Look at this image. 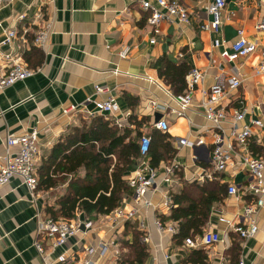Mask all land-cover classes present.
Here are the masks:
<instances>
[{
    "label": "crops",
    "instance_id": "crops-1",
    "mask_svg": "<svg viewBox=\"0 0 264 264\" xmlns=\"http://www.w3.org/2000/svg\"><path fill=\"white\" fill-rule=\"evenodd\" d=\"M142 1L17 0L0 11V22L4 27H16L20 32L29 27L30 44L22 40L17 43L26 65L35 70V74L27 80L0 91V164L6 154L5 143L10 134L37 129L42 147L40 167L47 152L82 119L71 122L63 116V110L71 106L94 110L95 101L108 97L97 95L95 87H109L121 110L116 114L117 118L123 119L129 114L124 128L130 129L132 135L136 134V126L130 121L132 115L139 121L147 119L141 132L142 136L149 135L151 138L152 132L157 130L153 128V124L158 122L156 115L170 122L167 134L176 153L159 167L176 161L180 164V173L175 174L173 183L161 187L153 198L155 205L162 203L163 193L171 196L179 194L187 181L197 182L196 179L205 172L214 177L202 184L198 182L199 185L214 181L227 188V196L213 206L210 221L204 230V233L220 232L225 243L209 248H189L185 242L177 245L172 235L158 231L153 210L146 214L141 211L138 220H145L150 231V256L146 264H238L240 260L245 264H264V209L259 214V232L254 237L241 239L230 228L243 222V209L253 200L250 195H228L229 186L235 184L243 189L252 181L241 164L245 151L237 146L228 170L223 173L215 171L212 154L216 131L206 119L202 107L204 91L216 84L227 86L230 77L238 73L241 85L236 89L229 88L228 96L222 103L228 115L223 127L230 138L235 126L239 130L246 125L251 126L252 137L247 150L255 157L264 158V126L252 127L255 120H261L264 125V71H259L264 64V28L261 27L264 24V0H226L222 25L217 33L202 28L214 19L207 11V0H179L189 11L190 23L163 22L160 34L155 36L147 24L150 13L142 9ZM151 1L156 4V0ZM40 11L42 19L37 17ZM23 14H26V21H18ZM47 20L52 21L53 30L45 47L38 48L42 51V63L37 54H33L28 62L25 55L31 51L34 33ZM240 30L257 45V50L249 57L228 62L221 58V52L238 40ZM154 37L157 42L152 44ZM4 38L3 29H0V42ZM215 40L223 42V46L216 48ZM123 45L131 47L126 59L119 56ZM1 50L6 52L7 47H1ZM162 60L176 65L186 63L190 70L198 68L204 73L203 81L193 93V102L182 117L174 114L179 111L175 99L178 95L160 78L155 67ZM187 75L186 89L182 94L188 90ZM154 102L160 105L156 111L152 105ZM234 111L243 112L244 119L235 123L232 119ZM109 120L114 123L113 119ZM182 138L194 143L201 139L204 143L192 149L178 148V141ZM49 193L50 196H47ZM54 195L53 192L37 191L33 198L20 178H13L0 189V264H45L34 246L38 240L50 252L49 264H77L88 257L87 248L97 246L102 239L114 238V232L105 228L83 231L67 245L52 251L51 242L38 235L37 215L47 216L46 205L56 200ZM123 206L130 211L135 204L129 198ZM79 216L88 219L83 214ZM99 219L100 216L88 220L97 223ZM222 219L229 224L221 222ZM121 249L122 245L119 257ZM200 253L206 258L201 259ZM64 254L67 260L59 261L58 258ZM117 261L110 255L100 264H117Z\"/></svg>",
    "mask_w": 264,
    "mask_h": 264
},
{
    "label": "built area",
    "instance_id": "built-area-1",
    "mask_svg": "<svg viewBox=\"0 0 264 264\" xmlns=\"http://www.w3.org/2000/svg\"><path fill=\"white\" fill-rule=\"evenodd\" d=\"M17 0H0V11L14 4ZM207 11L214 17L213 21H208L202 28L204 31L217 33L222 25V14L227 6L226 0H207ZM44 5V4H43ZM47 5V4H46ZM142 9L150 13L147 19V24L151 27L155 35L160 34V26L163 22L174 23L178 21L182 24L190 23V14L188 9L179 0H156L154 5L151 0H144L141 3ZM39 19L43 18L42 11L37 14ZM26 14L21 15L17 20L26 21ZM264 28V24L261 25ZM0 29H3L5 38L0 42V91L23 82L35 74V70L29 68L21 53V47L17 43L22 40L23 43L30 44L28 35L30 34L29 27H26L21 32L16 27H4L0 22ZM53 30L51 20L44 21L34 33L31 46L44 48ZM157 42L154 37L152 44ZM216 48L223 46V42L215 40ZM1 47H7V51L1 50ZM257 50V45L250 42L243 30L238 31V40L232 43L231 47L224 49L221 52V58L228 62H236L240 59L249 57ZM131 47L123 45L119 51V56L122 59L129 57ZM260 72L264 71V64L260 67ZM204 78V73L193 68L187 75L188 90L181 95L175 97L179 111L174 112L178 117L185 115L187 109L193 102V93L201 84ZM241 85L239 74L232 75L226 85L216 84L210 90L203 92L202 107L206 119L212 123V128L215 129L214 150L212 154V164L217 173H223L228 170L230 163L233 161L234 151L237 146L245 152L242 157L241 164L245 167L252 178V181L243 189L238 188L235 184L229 186L228 195L236 197H253L251 203L247 204L242 213V223L231 225V232L237 234L241 239H250L259 232L258 217L264 209V158L255 157L248 152L250 138L252 137L251 126H244L239 130L235 126L231 131V137L228 138L224 129V122L228 118L226 109L222 106L223 101L228 96L229 88L236 89ZM97 95L108 96L105 100L95 101V109L89 110L85 106H71L63 110V116L68 117L71 122L77 121L79 118L84 120L95 119L102 116L106 119H113L114 123L120 127H126V120L129 114L123 119L117 118L116 114L121 112L119 104L109 87L96 86ZM90 102V99L88 100ZM153 109L156 111L160 108L158 103H153ZM232 119L238 123L244 119V113L234 111ZM264 125L261 120L252 121V127L262 128ZM153 128L167 133L170 128V122L167 118L160 119L153 124ZM40 132L37 129L24 131L20 134H10L6 140V154L0 164V189L13 178H20L23 184L28 188L32 197L38 189L37 170L39 168L41 145L39 139ZM235 142V143H234ZM203 141L199 139L196 143L187 138H182L178 141V148L203 145ZM152 138L149 135H143L139 142V150L141 160L136 168L128 177L127 181L133 190L131 199L135 207L127 211L124 206L116 209L111 214L100 216L99 221L94 222L88 219H81L80 216L74 221L53 220L49 216L37 215L38 219V235L41 239H47L51 242V250L63 247L68 242L77 237L83 231H98L102 228L114 232L115 236L112 240L102 239L97 246L87 248L88 257L77 264H100L101 260H106L110 255L118 259L120 255V236L124 230L125 224L132 220L139 221V228L144 232L142 238L143 243L148 244L150 241V231L145 220H138L141 211L144 214L147 211L153 210L156 216L155 226L161 233H167L172 236L178 233V227L175 222L164 223L158 215L167 214L173 208L172 196L168 193H163V201L160 205H155L153 198L160 192L164 185H170L174 182L176 171L180 170V164L172 161L167 164H162L160 167H153L150 164L149 154L151 151ZM197 160V157H193ZM212 174L206 172L197 178L200 184L206 180L213 179ZM128 201V200H127ZM124 204H126V202ZM221 222L228 223L222 219ZM225 243V239L220 232L210 231L205 232L202 236L193 240L189 238L185 244L189 248H209L213 245ZM39 253L42 255L45 264H49L50 252L46 251L40 240L34 243ZM166 258L170 256L166 255ZM59 261L65 262L66 255H61ZM171 264H176L172 262ZM238 264H245L240 260Z\"/></svg>",
    "mask_w": 264,
    "mask_h": 264
},
{
    "label": "trees",
    "instance_id": "trees-1",
    "mask_svg": "<svg viewBox=\"0 0 264 264\" xmlns=\"http://www.w3.org/2000/svg\"><path fill=\"white\" fill-rule=\"evenodd\" d=\"M33 54H37L42 63V51L33 45L31 51L24 54L25 59L30 62ZM155 67L174 94L180 95L185 91L186 75L190 70L186 63L176 65L162 60ZM130 121L136 126L135 135L130 129L119 128L102 116L80 122L47 152L37 170V191L50 192L68 183L65 192L54 203L46 205L47 216L70 222L76 220L77 214H83L93 220L111 214L131 198L133 190L127 177L140 163L138 140L142 137L141 129L147 119L139 121L132 115ZM152 135L149 158L150 164L157 168L163 161H170L176 151L169 134L154 130ZM179 173L176 171V174ZM226 196L227 188L219 182L201 186L196 181H187L179 194L172 195L170 214H160L158 217L164 223L172 221L178 225V233L173 236V241L183 245L187 239L204 234L213 206ZM143 237L139 221L132 220L125 224L120 243L124 244L127 252L118 258L117 264H146L150 248L143 243ZM200 258L206 256L200 253Z\"/></svg>",
    "mask_w": 264,
    "mask_h": 264
},
{
    "label": "rangeland",
    "instance_id": "rangeland-1",
    "mask_svg": "<svg viewBox=\"0 0 264 264\" xmlns=\"http://www.w3.org/2000/svg\"><path fill=\"white\" fill-rule=\"evenodd\" d=\"M82 120V121H81ZM84 121H91V120H83V119H80L79 120V123L77 124V125H79L80 124V122L82 123V122H84ZM67 185H68V183L66 182V183H64V184H62L61 185V187H59L58 189H54V190H51L50 192H53L55 195L57 194V196H55L54 195V198L57 200L58 199V197L59 196H61L64 192H65V189H66V187H67ZM50 196V193L49 194H47V196ZM52 195V194H51ZM53 196V195H52ZM51 196V197H52ZM55 200V201H56ZM49 203V202H48ZM50 203H54L53 201H50ZM121 242H123L122 241V238H121ZM123 245L124 244H122V249L125 247H123ZM122 249H121V253L123 254V253H125V252H127V250H126V248H124V250H123V252H122Z\"/></svg>",
    "mask_w": 264,
    "mask_h": 264
},
{
    "label": "water",
    "instance_id": "water-1",
    "mask_svg": "<svg viewBox=\"0 0 264 264\" xmlns=\"http://www.w3.org/2000/svg\"><path fill=\"white\" fill-rule=\"evenodd\" d=\"M161 115H156V121H159L161 119Z\"/></svg>",
    "mask_w": 264,
    "mask_h": 264
}]
</instances>
